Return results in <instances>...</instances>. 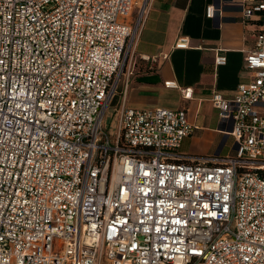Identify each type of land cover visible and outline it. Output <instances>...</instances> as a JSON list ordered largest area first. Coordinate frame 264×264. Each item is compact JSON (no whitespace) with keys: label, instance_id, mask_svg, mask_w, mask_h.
<instances>
[{"label":"built area","instance_id":"1","mask_svg":"<svg viewBox=\"0 0 264 264\" xmlns=\"http://www.w3.org/2000/svg\"><path fill=\"white\" fill-rule=\"evenodd\" d=\"M148 3L0 0V264H264V0L240 1L262 28L251 79L211 95L234 142L212 157L179 151L187 109L116 101Z\"/></svg>","mask_w":264,"mask_h":264},{"label":"crops","instance_id":"2","mask_svg":"<svg viewBox=\"0 0 264 264\" xmlns=\"http://www.w3.org/2000/svg\"><path fill=\"white\" fill-rule=\"evenodd\" d=\"M242 0H149L141 31L129 67L133 73L124 78L126 92L118 99L132 108H185L194 132L186 137L179 151L198 157L225 156L227 139L217 153L225 134L219 111L211 101L214 91L233 97L241 83L252 74L244 69L253 37L262 28L261 15L244 20ZM214 5L211 17L207 8ZM139 9L137 10V13ZM137 13L129 18L134 23ZM181 37L189 39L187 48L176 47ZM218 53L227 62L215 63ZM141 55L156 57L144 59ZM175 81L176 87L166 86ZM193 90L191 98L182 89Z\"/></svg>","mask_w":264,"mask_h":264},{"label":"rangeland","instance_id":"3","mask_svg":"<svg viewBox=\"0 0 264 264\" xmlns=\"http://www.w3.org/2000/svg\"><path fill=\"white\" fill-rule=\"evenodd\" d=\"M133 1H134L133 12H134V15H135L137 13V10L141 6V4L145 3L146 0H133ZM128 60H129V56H127V58L125 59V63H124V66H123L124 70L127 67ZM118 99H119V97L116 98V101ZM105 125H106V129L108 130L109 134L111 136H114V134L116 133V130H117V126H118V114L115 111V105L111 106L106 111ZM233 145H234V142H233L232 138H229L228 141H227L226 146L224 147V151L232 150L233 149Z\"/></svg>","mask_w":264,"mask_h":264},{"label":"water","instance_id":"4","mask_svg":"<svg viewBox=\"0 0 264 264\" xmlns=\"http://www.w3.org/2000/svg\"><path fill=\"white\" fill-rule=\"evenodd\" d=\"M226 139H227V135H225L223 141L221 142L220 147H219L218 150H217V153H219V151H220V149H221L223 143L226 141Z\"/></svg>","mask_w":264,"mask_h":264}]
</instances>
